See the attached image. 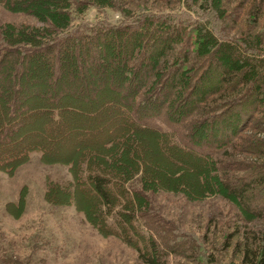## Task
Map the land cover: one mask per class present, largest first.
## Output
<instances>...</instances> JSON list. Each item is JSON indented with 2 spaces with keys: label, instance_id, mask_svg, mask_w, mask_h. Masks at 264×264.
<instances>
[{
  "label": "trees",
  "instance_id": "trees-1",
  "mask_svg": "<svg viewBox=\"0 0 264 264\" xmlns=\"http://www.w3.org/2000/svg\"><path fill=\"white\" fill-rule=\"evenodd\" d=\"M199 1L215 11L220 7L213 0ZM0 3L35 23L0 24V171L13 175L32 152H39L43 162L76 166L72 176L77 183L79 166L88 163L86 182L97 206L85 213L87 219L106 225L107 216L118 214L123 219L115 221L124 237L139 216L150 233L149 252L136 245L139 258L157 264L167 254H178V229L164 226L167 222L150 207L144 191L127 183L138 176L146 190L191 186L197 191L195 180L184 182L174 169L184 166L188 176L195 175L196 167L185 162L191 156L207 168L213 162L207 148L218 143L215 128L229 127L234 119L245 128L250 114L247 123L264 113V58L216 39L213 28L203 30L181 13L140 10L129 22H104L87 34L73 31V10L81 13L96 5L127 12L116 0ZM184 36L183 47L190 43L191 50L180 56ZM222 93L231 95L229 101L215 103L213 97ZM209 102L216 106L205 110ZM251 144L264 157V138ZM246 178L241 183L228 176L216 183L235 199L245 219H264L259 211L264 204H255L264 203V170ZM80 187L75 184L73 196L76 189L84 190ZM65 191L55 186L45 196L50 200ZM121 199L118 205L125 210H115ZM251 244L244 246L239 263L230 264H264V222Z\"/></svg>",
  "mask_w": 264,
  "mask_h": 264
},
{
  "label": "rangeland",
  "instance_id": "rangeland-1",
  "mask_svg": "<svg viewBox=\"0 0 264 264\" xmlns=\"http://www.w3.org/2000/svg\"><path fill=\"white\" fill-rule=\"evenodd\" d=\"M213 1L220 5L217 11L209 8L208 2L199 0H116L117 7H123L127 14L120 8L89 5L81 13L73 10L71 26L73 31L83 30L90 34L104 22L110 25L129 22L140 10L181 13L184 19L203 30L213 28L216 39L235 42L247 55L264 58V0ZM199 4H202L201 8L197 7ZM6 22L35 24L30 17L8 11L0 3V24ZM184 43L185 36L183 43L176 46L180 56L191 50V44L183 47ZM244 43L251 46L248 48L252 51L248 50V53ZM193 60L185 65H190ZM230 96L222 93L213 98L215 103L224 104ZM215 103L209 102L205 110L216 106ZM254 117L251 123H247L249 118L246 120L245 128L237 126L234 119L235 123H230L229 127L214 129V140L218 143L207 148L212 151L210 157L213 158L207 168L196 156H191L185 162H192L196 167L195 175L188 176V168L184 166L174 169L175 176L185 178L184 182L191 184L195 180L197 191H192L191 186L146 190L138 176L127 183L130 188L144 191L150 207L167 222L164 226L178 229L179 253L167 254L157 264L239 263L244 246L252 245L264 219H245L235 199L225 195L216 181L229 176L244 183L249 181L247 175L264 170V157L255 154L251 144L257 138H264V113H256ZM162 128L170 130L168 125H162ZM235 129L241 131L235 132ZM228 130L231 135L227 136ZM203 155L207 154L204 152ZM40 156L39 152H32L30 159L16 168L13 175L0 171V264H149L139 258L136 248L137 245L149 252L150 233L143 218L136 217L127 226L124 237L115 221L123 219L118 214L107 216L106 225L100 219L92 220L94 224L87 219L85 213L97 206V199L86 182L90 170L88 163L79 166L76 183L72 176L76 166L46 163ZM225 162H231V165L225 168L222 165ZM75 184L85 192L76 189L73 196ZM55 186L63 192L65 189L67 194L59 192L47 200L45 194ZM259 200L255 204H264L262 199ZM122 202L123 199L119 200L115 210H125L118 205ZM103 210L106 209L103 207ZM259 211L264 212V207Z\"/></svg>",
  "mask_w": 264,
  "mask_h": 264
}]
</instances>
